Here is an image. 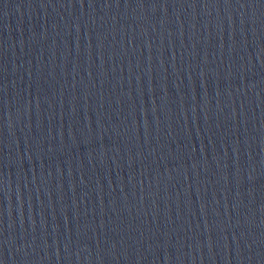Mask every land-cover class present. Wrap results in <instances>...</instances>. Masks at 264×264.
Here are the masks:
<instances>
[{"label":"water","instance_id":"1","mask_svg":"<svg viewBox=\"0 0 264 264\" xmlns=\"http://www.w3.org/2000/svg\"><path fill=\"white\" fill-rule=\"evenodd\" d=\"M0 264H264V0H0Z\"/></svg>","mask_w":264,"mask_h":264}]
</instances>
